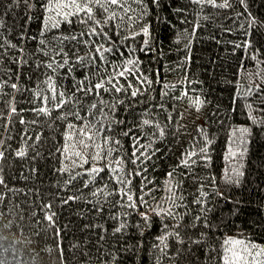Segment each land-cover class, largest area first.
Here are the masks:
<instances>
[{
	"label": "trees",
	"instance_id": "1",
	"mask_svg": "<svg viewBox=\"0 0 264 264\" xmlns=\"http://www.w3.org/2000/svg\"><path fill=\"white\" fill-rule=\"evenodd\" d=\"M40 2L0 0V44L4 43L5 37L20 44L21 32L36 37L27 40L23 54L19 48H9L5 55V48H0V56L3 57L0 59V81H9L0 90V111L8 112L5 101L9 100H14L18 110L23 109L11 117L0 116V140L5 141L0 144V149L6 154V158L0 161V168L3 169L0 175L6 181V184H0V195L6 196V200L0 203V211L7 216L9 209L14 208L17 213L7 216L15 225L8 230L3 228L5 219L0 216V259L4 264H52L53 258L59 255L54 245L60 243L67 264H106L113 254L116 255L115 264H157L160 257L157 237L162 234V230H171L175 224L172 218L149 213L151 222L146 226L136 211L126 206L122 208L116 203L120 199L118 194L107 198L102 193L96 197L89 195L96 186L103 188V181L108 182L109 193L114 187H119L115 180L109 179L108 169L100 174L101 180L88 188L82 187L84 177L73 178L70 184L64 186L65 180L75 176L74 171H58L61 167L66 121L55 119L59 112L56 109L52 110L51 118L31 111L42 104L44 94L51 95L50 92L45 93L46 84L37 83L38 79L44 80V66L41 64L37 67L38 61L45 59L44 53H38V57L31 55L38 46L42 10L39 7L29 8L28 5H39ZM229 2L232 8H199L192 5L190 0H160L157 7L150 0H144V4L148 5V14L143 20L136 21L133 27L142 26L143 23L149 25V46L141 47L143 34H140L130 38L127 44L121 42L119 50L108 55L109 60L119 61L129 54L130 48L135 49L131 54L138 58L137 74L142 73L152 80L151 85H145L139 83L136 74L129 75L127 79L120 78L125 84H135L142 94L133 98L130 89L127 93L118 94L127 103L117 105L116 112L112 113L113 117L123 121L114 125L112 135L115 136L121 129L131 130L130 135L121 137L126 155H130L133 147L132 134L140 136V143L136 145L138 150L151 143L147 149L149 159L141 165L146 172L131 177L135 199L139 198L140 180L146 177L150 181L147 185L149 188L158 186L146 196L148 205L155 207L153 197L158 202L165 195L166 174L175 168V178L180 182L176 196L184 197L183 201H177L176 207L180 214L176 230L183 237V244L178 245L175 237L168 238L167 242L170 251H175L177 247L182 249L177 264H217L214 259L216 252L206 255V249L216 247L219 250L225 236L242 235L264 243V126L252 125L244 107L250 102L264 108V103H259L260 91L243 94L249 85V73H255L258 67L264 68V29H253L250 37L252 43L248 49L237 47L233 42L249 38L240 31V23L247 13L238 0ZM133 7L142 6L133 4ZM248 8L254 16L264 20V0H248ZM234 12H241L242 15L237 18ZM196 24L199 27L192 33ZM61 27L65 33L73 34L83 28L76 23L75 18L71 25L65 22ZM186 31L191 33L187 38ZM112 34H116L114 29ZM76 46L75 42L65 45L68 50ZM78 47L81 54L87 50L84 44ZM22 55L27 63L23 65V74L17 79L6 70L16 72L18 64L13 61H19ZM254 57L262 63L257 65ZM84 72V69L77 67L75 75L82 77ZM54 79L57 91L60 83L71 88V75L67 79L62 76ZM13 82L19 84L18 89L10 87ZM252 82L255 84L260 81ZM37 89L42 93L40 97L34 95ZM161 90L165 92L163 97ZM261 90H264V84ZM181 91L185 92L184 96H181ZM196 96L204 101L198 111L201 119L196 124H190L186 113L196 108L194 103L190 106L189 98L194 100ZM104 98L109 99V95L105 94ZM64 110L74 112L76 107L69 101ZM169 115L172 117L170 122ZM20 116L24 117V123L20 122ZM177 117H180L179 120ZM68 119L72 120L73 117L69 116ZM146 119L152 120L153 124H143ZM156 122L165 130L163 137L159 136L155 128ZM197 125L205 126L212 139L208 152L211 159L197 160L190 167L179 165L182 153L193 144L194 137L198 141L196 148L204 143L203 137L197 132ZM242 125L250 126L251 134L245 145L247 152L241 165L239 154L228 161L224 154L229 148V136ZM37 133L40 134L39 140L36 139ZM238 136L239 133L235 132L233 147L240 143L236 139ZM22 144L26 148V155L14 156L13 150ZM126 167L131 169L135 166L131 160H126ZM233 167L243 173L239 177V184L222 180L225 169L232 175ZM212 176L217 178L216 185L223 192L222 197L216 195V189L210 183ZM202 184L204 190L210 193V198L205 199L212 210L206 215L210 223L218 226L215 229L205 228L202 220L196 223L193 219L199 214L200 206L192 201L199 195L198 189ZM69 196L77 198L68 200ZM61 199L67 200V203L61 204ZM105 199L109 202H105ZM93 200L97 201L95 205L91 202ZM49 202L55 214L51 227L44 218V205ZM161 206L166 207L167 204ZM97 207L101 209L99 212ZM145 210L143 206L139 209ZM32 212L36 215L32 216ZM125 212L129 214L124 215ZM121 223L124 224L123 230L114 232L113 229ZM194 223L196 226L192 227ZM56 227L60 229L59 240L53 235ZM201 232L207 233V238L199 244L190 243ZM169 260L170 257L164 256L159 264H169ZM56 264H60L58 259Z\"/></svg>",
	"mask_w": 264,
	"mask_h": 264
},
{
	"label": "snow or ice",
	"instance_id": "2",
	"mask_svg": "<svg viewBox=\"0 0 264 264\" xmlns=\"http://www.w3.org/2000/svg\"><path fill=\"white\" fill-rule=\"evenodd\" d=\"M160 0H150L151 4H155L159 7ZM192 5L199 8L212 7V8H232V4L229 0H190ZM240 6H242L247 16L240 23V31L243 36L249 37L241 42H233L237 47H243L248 49L252 41L250 39L253 29H264V20H261L254 16L248 8V0H238ZM133 4L142 7H133ZM29 8L39 7L42 10V25L38 30L39 41L35 53H31L34 57H38V53L43 52L45 59L39 60L37 67L41 64L45 68L44 80L38 79V85L43 83L47 85L45 93L50 92L51 95L44 94L43 102L38 107L31 109L32 112L37 115L44 114L45 116L52 117V110L56 109L59 112L56 114L55 119L66 121L65 130L63 132L64 144L61 152L59 172L74 171L75 176L70 177L64 181L66 187L71 183V180L76 177H84L82 187L88 188L90 185L95 184L98 180H101V173L105 169H108L109 179L115 180L119 187H114L112 192L107 190L108 182L103 181V188L96 186L95 190L90 192L89 195L96 197L97 194L102 193L104 198L110 195H119L120 199L116 201L122 208L127 207L130 210L136 211L141 217L143 223L147 226L150 225L152 213L156 216L164 217L168 216L175 221V224L171 227V230H162V234L157 237L160 242L159 260L164 256L170 257L169 264H177V261L181 257L182 249L177 247L175 251L169 250L168 238L175 237L177 244H183V237L180 232L176 230V226L179 225L180 214L177 213V201H183V196H176L179 181L175 178V168L166 174L164 181L165 195L161 197L160 201H153L156 204L155 207H151L147 203L146 196L150 195L154 188L158 187L154 185L153 188H149L147 185L150 181L147 178L140 180L139 198L135 199L132 188L131 177L140 176L142 172H146V169L141 167L144 160L149 159L147 149L151 147V143L144 145L142 150H138L136 145L140 143V136L132 134V144L130 155L124 154L123 143L121 137L131 134V130L124 131L123 129L116 132L113 136L114 125L117 123H123L112 116V113L116 112V107L119 104L127 103L126 100H121L118 94L127 93L130 89L131 97L135 98L141 95V90L135 84L129 82L123 83L120 78L127 79L129 75L136 74L137 80L141 84L151 85L152 80L147 75L137 74L138 70V58L131 53L135 49L130 48L129 54L124 56L123 59L109 60L108 55L110 53L119 50L121 42L127 44L130 38H135L140 34H143L142 48L149 46L150 30L147 23H143L142 26L133 25L138 20H143L148 14V5L144 4V0H41L39 5L29 4ZM186 11V9H185ZM131 13V15H129ZM199 15V13H197ZM233 15L239 18L242 13L234 12ZM73 18L78 25H82L83 28L75 32V34L69 32L65 33L62 29L63 23L71 25ZM208 17H205L207 19ZM29 20L31 17L29 16ZM115 21V25H113ZM125 21L127 24L125 25ZM187 22V21H185ZM198 24L192 28V33H195ZM113 29L115 35H113ZM58 30V31H53ZM126 31V34H125ZM231 31V29H228ZM191 35V33L185 32V37ZM21 40L20 44L14 43L11 39L5 37L4 43L0 44V48H5V55H7L8 49L19 48L21 54L24 52V44L28 39H36L35 36L29 37L26 32L19 33ZM83 38V39H81ZM179 34L177 39H179ZM69 42H75L76 47L72 50H68L65 45ZM79 44L86 46V51L81 54V50L78 47ZM188 44H191V40H188ZM187 47V45H186ZM123 55V54H122ZM3 57L0 56V59ZM98 58V59H97ZM256 64L260 65L262 61L254 57ZM18 64V70L12 72L11 69L6 71L15 75L19 79L23 74V65L27 61L21 56L19 61H13ZM80 67L84 69V75L77 77L75 75L76 68ZM111 69V70H109ZM63 70V71H61ZM71 75L72 85L71 88L66 87L63 83L59 85V91H57V83L55 77L62 76L67 79ZM249 85L244 95H250L253 92L260 91L261 95L259 103H264V90H261V85L264 84V68H257L255 73H249ZM11 79V77H9ZM253 80H259V83L253 84ZM9 81H0V90L5 85H8ZM239 91V81H237ZM12 89H18L19 84L13 82L10 84ZM167 88V85H165ZM105 94L109 95V99H105ZM165 94L164 90H161V96ZM7 95V93H4ZM36 97L42 95L41 91L37 89L34 93ZM185 92L181 91V96H184ZM76 107V111H65L64 106L68 102ZM36 102V101H34ZM39 103V102H37ZM190 106L194 103L197 111L201 108L204 101L201 97L196 96L194 100L189 98ZM8 108V112L0 111V116L8 115L11 117L13 114H17L18 111L23 109H17L14 100L5 101ZM86 106V107H85ZM157 107H163V105H157ZM247 110V118L251 121L252 125L264 126V108L254 106L252 103H246L244 105ZM83 112V115L81 114ZM97 113L99 114L97 118ZM72 116L73 119L69 120L68 117ZM180 117H177L179 120ZM20 122L24 123V117H19ZM169 122L172 120L171 115L168 117ZM35 122V121H33ZM145 125H152L153 121L146 119L143 121ZM155 128L159 132V136L165 135V130L161 125L156 122ZM197 132L203 137L204 143L199 148L195 147L198 142L197 138H193V144L189 146V149L182 153V158L179 161V165L190 167L197 163V160L209 161L211 157L208 155L209 145L212 143V139L209 138L207 129L203 125H197ZM235 132L239 133L236 138L239 140V144L233 147L235 140L233 136ZM251 134L250 126H240L233 130V134L229 136V148L224 154V158L228 161L230 158L237 157L242 165L243 156L247 152L248 137ZM40 134H36V139L39 140ZM155 139V137H153ZM5 141L0 140V144ZM60 151V149H57ZM114 153H119L114 155ZM13 154L16 157H24L26 155V148L22 144L20 148L14 149ZM6 158L5 151L0 149V161ZM143 158V159H141ZM126 160H131V163L135 166L131 169L126 167ZM235 163V161H234ZM177 165L176 167H179ZM206 166V165H205ZM36 171V169H32ZM3 169L0 168V173ZM232 175L228 174V169H225L222 180L225 183H237L239 184V177L243 175L242 171L237 167L232 168ZM187 175V173H185ZM216 177H210V183L213 189H216V195L218 197L223 196V192L219 191L216 185ZM0 184H6L3 175H0ZM199 195L192 201L200 206L199 214L194 216L193 219L196 223L203 221L204 227L209 229H215L218 226L209 222V218L206 213L212 209L207 204V199L210 198V193L204 190V185H200L198 189ZM77 197L69 196L68 200L76 199ZM6 200L5 195H0V203ZM94 205L97 201H91ZM105 202H109L105 199ZM61 204L67 203V200L61 199ZM167 204L166 207L161 205ZM143 206L146 210L139 211ZM45 216L44 218L50 222L49 227L54 224V213L51 211V202L44 205ZM101 209L97 207L99 212ZM125 212L124 215H128ZM17 215L14 208L9 209L7 216ZM32 216L36 213L32 212ZM0 216H3L5 223L3 228L5 230L15 227L12 220L7 219V216L3 211H0ZM196 223L192 224V227L196 226ZM124 224L121 223L118 227L114 228V232H121ZM55 237L61 239L60 229L55 228L53 233ZM207 233L201 232L200 236L194 240H191L192 244H199L202 240L207 238ZM103 239V236H101ZM54 247L58 250L59 255L52 260V264H56L58 259L60 264H67L65 259L62 245L57 243ZM157 247V245H153ZM209 252H216L215 260L217 264H264V243H259L242 235L240 236H225L219 245V250L216 247L206 249V255ZM116 255L113 254L111 260L106 264H115ZM0 264H4V261L0 259Z\"/></svg>",
	"mask_w": 264,
	"mask_h": 264
},
{
	"label": "rangeland",
	"instance_id": "3",
	"mask_svg": "<svg viewBox=\"0 0 264 264\" xmlns=\"http://www.w3.org/2000/svg\"><path fill=\"white\" fill-rule=\"evenodd\" d=\"M186 119L190 124H196L200 122L201 116L197 110L191 109L186 113Z\"/></svg>",
	"mask_w": 264,
	"mask_h": 264
}]
</instances>
